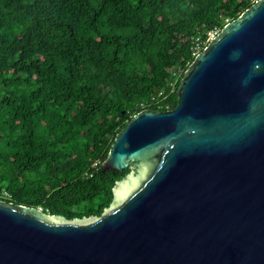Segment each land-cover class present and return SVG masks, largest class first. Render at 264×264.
I'll list each match as a JSON object with an SVG mask.
<instances>
[{
	"label": "water",
	"instance_id": "water-1",
	"mask_svg": "<svg viewBox=\"0 0 264 264\" xmlns=\"http://www.w3.org/2000/svg\"><path fill=\"white\" fill-rule=\"evenodd\" d=\"M172 111L144 110L103 170L100 218L0 201V264H264V0L196 56Z\"/></svg>",
	"mask_w": 264,
	"mask_h": 264
},
{
	"label": "trees",
	"instance_id": "trees-1",
	"mask_svg": "<svg viewBox=\"0 0 264 264\" xmlns=\"http://www.w3.org/2000/svg\"><path fill=\"white\" fill-rule=\"evenodd\" d=\"M252 5L0 0V201L68 221L103 216L130 174L103 170L117 135L146 109L174 110L197 39Z\"/></svg>",
	"mask_w": 264,
	"mask_h": 264
},
{
	"label": "built area",
	"instance_id": "built-area-1",
	"mask_svg": "<svg viewBox=\"0 0 264 264\" xmlns=\"http://www.w3.org/2000/svg\"><path fill=\"white\" fill-rule=\"evenodd\" d=\"M253 4H255L256 2H258L259 0H250ZM221 31H219V30H213V31H211V32H209L208 33V39H207V41L206 42H204V41H201V39L200 38H198L197 39V44H198V47H197V50L199 51V50H201V49H203V51L208 47V45L210 44V42L212 41V40H214L215 38H216V36L220 33ZM164 96V93L163 92H161L160 94H159V96L158 97H153L152 99H151V101L152 102H154V103H157L158 102V99L159 98H161V97H163Z\"/></svg>",
	"mask_w": 264,
	"mask_h": 264
},
{
	"label": "rangeland",
	"instance_id": "rangeland-1",
	"mask_svg": "<svg viewBox=\"0 0 264 264\" xmlns=\"http://www.w3.org/2000/svg\"><path fill=\"white\" fill-rule=\"evenodd\" d=\"M132 172V169H130V173ZM129 175V174H128ZM120 183V182H119ZM119 183H117V185L119 184ZM48 216V215H47Z\"/></svg>",
	"mask_w": 264,
	"mask_h": 264
}]
</instances>
